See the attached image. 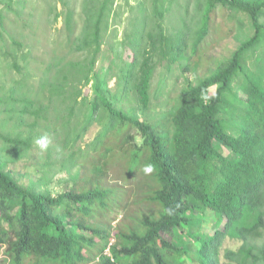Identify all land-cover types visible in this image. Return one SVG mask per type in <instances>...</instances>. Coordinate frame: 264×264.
Masks as SVG:
<instances>
[{
	"label": "trees",
	"instance_id": "1",
	"mask_svg": "<svg viewBox=\"0 0 264 264\" xmlns=\"http://www.w3.org/2000/svg\"><path fill=\"white\" fill-rule=\"evenodd\" d=\"M116 1L83 2L87 59L69 74L91 85L92 95L79 100L82 90L68 96L75 85L50 87L51 103L68 107L56 117L49 106L22 100L34 117L30 130L5 138L11 151L0 157V249L6 246L7 264H264V244H255L264 234V0H198V17H181L166 68L177 65L185 86L169 111L153 116L152 78L164 59L155 51L167 10L163 0L152 1L148 30L138 6L143 17L125 33L133 60L114 77L119 94H112L109 69L96 65ZM219 10L227 14L223 26L213 24ZM71 20L70 13V31ZM224 26L240 45L226 60H212L205 44ZM204 62L193 84L189 74ZM130 94L138 103L132 113L122 106ZM43 135L51 143L36 163L41 177L22 184L7 166L33 159ZM131 207L137 213L113 230L109 215Z\"/></svg>",
	"mask_w": 264,
	"mask_h": 264
},
{
	"label": "rangeland",
	"instance_id": "2",
	"mask_svg": "<svg viewBox=\"0 0 264 264\" xmlns=\"http://www.w3.org/2000/svg\"><path fill=\"white\" fill-rule=\"evenodd\" d=\"M153 0H117L116 12L112 16L109 29L104 33V42L101 53L97 60L98 70L104 66L108 70L107 77L111 80L109 88L112 94H119L118 86L115 85L114 77L118 74L125 61H132L134 52L125 44V33L133 28L131 22L136 17H143L144 13L139 12L141 5L145 10L146 27L151 29L154 24V14L152 11ZM84 0H1L0 13L3 20L0 22V157L9 155L11 149L5 143V138H14L19 132L27 133L34 117L23 109L29 100L35 104L49 106L51 116H57L56 110L62 107L59 101L49 100V89L56 84H70L77 86L71 89L68 96L76 98L79 90L83 95H79V100L83 96H91V85L84 87L83 84L75 83L76 77H72L70 67L79 65L87 59V52L80 49V39L85 26V16L83 11ZM9 4V7L7 6ZM167 12L163 25L165 26V36L159 40L155 56L164 58L157 64L152 78L150 89L151 107L148 115H158L169 111L173 101L178 98L180 91L185 86V78L178 66H174L172 72L168 71L167 62L172 55L170 44L173 40V30L178 27L181 17L191 23L198 17V0H163ZM134 7V11L132 8ZM72 16L71 31L67 24V17ZM59 14L58 19L56 18ZM227 14L219 10L214 16L213 24L223 26ZM137 20V19H136ZM228 26H224L220 31H213L207 45L208 58L223 61L239 47L240 40H237L235 33L229 36ZM237 31V29H236ZM239 34V33H238ZM237 34V35H238ZM241 34V33H240ZM150 40V31L146 34L141 47H146ZM142 55V57H141ZM141 63L146 59L145 51H141ZM209 60V59H208ZM207 60V61H208ZM206 61V62H207ZM200 69L196 76L190 75L193 84L197 83V78L204 74L208 68ZM210 64V63H209ZM215 68V66L213 67ZM70 70V71H69ZM69 71V72H68ZM164 80V83H162ZM74 81V82H73ZM77 82V81H76ZM77 91V92H76ZM131 94L125 97L122 106L128 112L138 106ZM68 98L66 103L71 106L73 100ZM64 114L68 115V110ZM50 117V118H52ZM44 123V121H40ZM91 130L86 141H90L94 136ZM5 136V137H4ZM7 158V157H6ZM33 159H21L16 163H9L7 170H11L25 185L35 183L41 174L37 172L39 166L37 162H43L46 158V151H41L36 145L32 151ZM58 178L65 174L57 173ZM57 186V185H56ZM60 190L59 187H55ZM136 207L122 212H114L109 215L113 220V230L121 226L128 216L137 213ZM264 233V232H263ZM256 245L264 244V234L262 239L255 242ZM6 246L0 249V264H7L8 259L5 254ZM224 252L222 261H224Z\"/></svg>",
	"mask_w": 264,
	"mask_h": 264
},
{
	"label": "clouds",
	"instance_id": "3",
	"mask_svg": "<svg viewBox=\"0 0 264 264\" xmlns=\"http://www.w3.org/2000/svg\"><path fill=\"white\" fill-rule=\"evenodd\" d=\"M204 99L207 100V97L205 96ZM50 143H51V141L47 135L40 136V137L36 138V140H35V144L38 146V148L41 151H46L48 149ZM144 170L146 172H150L152 169H151V166H148Z\"/></svg>",
	"mask_w": 264,
	"mask_h": 264
}]
</instances>
